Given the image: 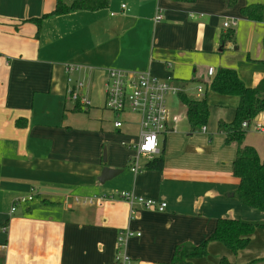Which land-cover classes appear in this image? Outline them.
<instances>
[{"label":"crops","instance_id":"crops-1","mask_svg":"<svg viewBox=\"0 0 264 264\" xmlns=\"http://www.w3.org/2000/svg\"><path fill=\"white\" fill-rule=\"evenodd\" d=\"M256 5L262 19L253 21L242 11ZM55 7L56 0H0V264H110L125 228L142 233L127 245L132 264H172L176 246L201 244L220 218L264 222V213L235 197L237 146L219 130L233 121L239 100L206 88L209 67L235 69L249 87L264 78V0H109L103 9L44 18ZM231 30L234 39H226ZM66 65L82 67L72 78L85 83L90 106L69 97ZM112 68L170 78L208 101L205 130L192 133L177 115L160 136L162 170H131L126 143L137 140L139 123L126 115L122 129L114 126L104 95ZM94 108L102 123L91 139L73 121ZM247 131L244 144L263 158L264 138L251 135L253 126ZM106 166L121 173L101 183ZM120 191L167 208L131 215L122 200L75 201Z\"/></svg>","mask_w":264,"mask_h":264},{"label":"trees","instance_id":"trees-1","mask_svg":"<svg viewBox=\"0 0 264 264\" xmlns=\"http://www.w3.org/2000/svg\"><path fill=\"white\" fill-rule=\"evenodd\" d=\"M172 1L193 3L196 0ZM108 3L109 0H56L55 9L44 18L75 11H95L107 7ZM262 10L260 6L256 5L247 7L242 12L247 18L258 21L262 19ZM34 21L39 25L41 19ZM225 38L233 40L234 31H229ZM206 88L217 94L235 96L239 100L233 121L231 123L220 122L219 130L226 132L227 144L235 143L237 146L233 173L240 179V185L235 192V197L242 204L264 213V157L259 155L255 147L244 144L247 130L242 127L245 121L253 122L258 116L264 114V78L257 86L249 87L235 69L222 67L216 70ZM178 96L187 109L186 115L191 132L202 131L207 126L210 117V106L207 99L190 96L182 88ZM76 103L81 105L79 102ZM78 105L76 109L80 110ZM164 163V156L161 154L148 161L144 169L162 170ZM258 228L264 230V222L254 223L240 219L220 218L214 232L201 244L183 243L176 246L170 263L193 264L192 260L205 258L208 255V247L211 242L223 243L235 253L243 251L249 245L252 235ZM261 263L264 261H253L249 264ZM219 264L236 263L223 257Z\"/></svg>","mask_w":264,"mask_h":264},{"label":"built area","instance_id":"built-area-1","mask_svg":"<svg viewBox=\"0 0 264 264\" xmlns=\"http://www.w3.org/2000/svg\"><path fill=\"white\" fill-rule=\"evenodd\" d=\"M162 18L159 13L156 21H161ZM225 27H229V23H225ZM81 69L82 67L78 65L65 66L68 75V95L72 101L79 102L83 106H90L88 97L81 93V90L85 88V83L81 79L72 78V73L81 72ZM215 73V68H208L210 77H213ZM180 91V88L174 85L170 78L160 79L149 71L131 73L117 68L108 70L104 84L105 107L117 116L114 122L115 128L122 129L125 126L124 116L126 115H134L138 118L137 140L126 143L128 150L132 152L129 156V165L134 174H139L144 170L141 163L142 158L150 161L161 155L160 136L168 131L170 122H177L179 119L171 112L169 97L178 95ZM198 91L201 93L203 89L199 87ZM251 126L257 132L264 134V121L256 119L253 122L245 121L242 125L245 130H249ZM205 129L206 127L203 128V130ZM32 199V195L20 198L16 201V205ZM106 199L127 202L131 215H134L138 208L159 212H163L167 208L165 201H156L129 191L93 195L82 199L76 197L75 201L93 205L100 204ZM15 210L16 206H13L11 211ZM3 230L6 231V225L3 226ZM141 235V232L130 228L120 230L115 242L114 260L110 264H132V258L127 253V245L132 238L141 237Z\"/></svg>","mask_w":264,"mask_h":264},{"label":"rangeland","instance_id":"rangeland-1","mask_svg":"<svg viewBox=\"0 0 264 264\" xmlns=\"http://www.w3.org/2000/svg\"><path fill=\"white\" fill-rule=\"evenodd\" d=\"M169 105L171 108L173 107L175 114L181 117V120L183 122L187 120L186 108L180 103L177 97H174V98L172 96L169 97ZM87 110H82L79 114L76 113L74 117L73 125L76 126V128L84 131L85 136L93 139L95 138L96 131L100 130L102 118L100 117V114H98L97 111H95L96 110L95 108L90 111H87ZM130 117L131 119H134L136 116L131 115ZM247 133L249 134L250 131H247L245 136H247ZM251 135H254L255 138H258L260 142L263 141L264 135L262 133L259 134L258 132L257 134L255 133ZM143 161H145V158L141 159V163H143ZM263 231H260L259 233L256 230L254 235L251 237V241L249 245L247 246V248L237 253L230 250L223 243L211 242L209 246H211V244L212 246L208 247V255L205 258L195 260L194 264H219L220 260L223 257H226L229 261L234 262L236 264H249L253 261H257V262L264 261L263 260L264 259V237L261 235L262 234L261 232ZM258 260H261V261H258ZM261 264H264V263H261Z\"/></svg>","mask_w":264,"mask_h":264},{"label":"water","instance_id":"water-1","mask_svg":"<svg viewBox=\"0 0 264 264\" xmlns=\"http://www.w3.org/2000/svg\"><path fill=\"white\" fill-rule=\"evenodd\" d=\"M256 119H259V116ZM104 162L107 163L106 149L104 150ZM119 173H121L120 170L112 169V168H109L108 166H106L102 171V174H101V177L99 178V181L101 183H105V182L111 180L113 177H115Z\"/></svg>","mask_w":264,"mask_h":264}]
</instances>
